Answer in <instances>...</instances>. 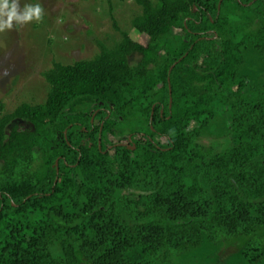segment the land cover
Wrapping results in <instances>:
<instances>
[{"label":"trees","instance_id":"trees-1","mask_svg":"<svg viewBox=\"0 0 264 264\" xmlns=\"http://www.w3.org/2000/svg\"><path fill=\"white\" fill-rule=\"evenodd\" d=\"M133 1L146 45L114 23L41 73L44 103L0 104V264H175L264 230V80L242 74L264 0Z\"/></svg>","mask_w":264,"mask_h":264},{"label":"rangeland","instance_id":"rangeland-1","mask_svg":"<svg viewBox=\"0 0 264 264\" xmlns=\"http://www.w3.org/2000/svg\"><path fill=\"white\" fill-rule=\"evenodd\" d=\"M19 4L21 8L40 4L43 18L0 32V104L5 114L23 103H44L47 84L41 73L50 69L52 62L70 65L89 61L99 52L100 43L106 47L118 43L120 34L114 23L140 44L146 45L148 40L130 27V20L140 12L133 0H19ZM139 60L140 56L134 55L128 61L134 65ZM242 74L263 81L264 62L249 53ZM109 139L118 142L117 137ZM248 243L260 244L264 250V230L257 236L230 238L192 250L175 264H264V255L254 263L242 257Z\"/></svg>","mask_w":264,"mask_h":264},{"label":"clouds","instance_id":"clouds-1","mask_svg":"<svg viewBox=\"0 0 264 264\" xmlns=\"http://www.w3.org/2000/svg\"><path fill=\"white\" fill-rule=\"evenodd\" d=\"M43 18L40 4H25L20 7L19 0H0V32L10 30L15 25H24Z\"/></svg>","mask_w":264,"mask_h":264},{"label":"water","instance_id":"water-1","mask_svg":"<svg viewBox=\"0 0 264 264\" xmlns=\"http://www.w3.org/2000/svg\"><path fill=\"white\" fill-rule=\"evenodd\" d=\"M168 81H169V80H168ZM169 89H170V87H169ZM170 95H171V90H170ZM171 102H172V100H171V98H170V101H169L170 107H171ZM151 116H152V115H151ZM130 140H131V139L129 138V141H130ZM130 149L133 151V150L135 149V146H131ZM55 165L57 166V162H56Z\"/></svg>","mask_w":264,"mask_h":264}]
</instances>
